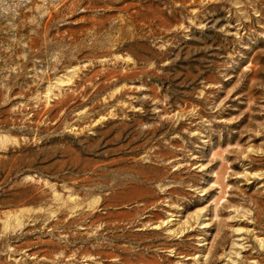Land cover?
Segmentation results:
<instances>
[{"label": "rangeland", "instance_id": "obj_1", "mask_svg": "<svg viewBox=\"0 0 264 264\" xmlns=\"http://www.w3.org/2000/svg\"><path fill=\"white\" fill-rule=\"evenodd\" d=\"M0 264H264V0H0Z\"/></svg>", "mask_w": 264, "mask_h": 264}]
</instances>
